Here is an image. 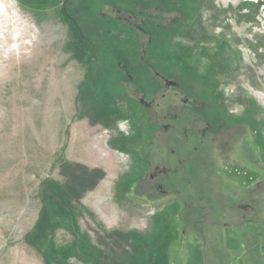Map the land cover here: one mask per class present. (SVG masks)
<instances>
[{"label":"rangeland","instance_id":"obj_1","mask_svg":"<svg viewBox=\"0 0 264 264\" xmlns=\"http://www.w3.org/2000/svg\"><path fill=\"white\" fill-rule=\"evenodd\" d=\"M157 72L225 120L208 193L227 217L186 232L185 174L178 196L148 180L179 165L174 145L123 89ZM182 99L170 88L153 107ZM263 178L264 0H0V264H249V247L263 260L264 223L233 217Z\"/></svg>","mask_w":264,"mask_h":264},{"label":"flooded vegetation","instance_id":"obj_2","mask_svg":"<svg viewBox=\"0 0 264 264\" xmlns=\"http://www.w3.org/2000/svg\"><path fill=\"white\" fill-rule=\"evenodd\" d=\"M174 5L177 4V0H170ZM113 10L117 13L116 20L117 22H121V24H131L128 20L127 11H120L113 8ZM134 25V24H133ZM136 26V25H135ZM137 27V26H136ZM143 61V57L141 58ZM148 65V64H147ZM139 73L135 74V76H139L142 74L141 71L135 69ZM121 77H126L123 74L118 75ZM135 76L128 75V82H132ZM153 76L152 78L154 85H151V89H153V96L147 98V93L150 92V87L148 91L145 90V87L135 88L134 86H130V84L126 85L123 89L126 90L127 95L136 98L138 104L144 110H147L149 115L150 123L153 125V129L151 130V135L154 138V141L159 143V145H164L161 139L164 137L165 139H169V143L175 146L177 144V140H183L182 146H185L182 151H179V148L174 149L173 147H168V151L171 156L174 158L176 162L181 165L184 161V156L188 152V147L193 144L201 146V151L203 155H208L210 159L211 147L216 145L218 146V159L221 162H225V120L220 118L218 122H213L209 119V115L205 112L206 103L203 105L202 109L199 108V103L194 101L193 97L188 92V87L173 81V78L168 75H164L162 73H153L150 74ZM183 81V80H180ZM170 88H176L181 96L183 97L181 102H172L171 100H166L160 106L154 108V103H156V99L165 96V92ZM147 89V88H146ZM215 116V115H214ZM183 135V138L180 136ZM181 137V138H180ZM150 143H152L150 141ZM166 144V145H168ZM157 145V146H159ZM165 145V146H166ZM176 147V146H175ZM145 153L148 158L149 151ZM161 163H157L153 166V171L148 175L149 177V186L156 188L160 192L163 191L164 187L173 186L175 184V180L168 177L167 172H172L178 170L176 165L170 163L169 159H163ZM148 163V160L146 161ZM146 163V164H147ZM168 164V165H166ZM165 165L168 167L166 168ZM178 165V164H177ZM220 165V164H219ZM173 166V167H172ZM182 167L184 165H181ZM209 168V165H207ZM224 167V165H222ZM171 167V168H170ZM168 170V171H167ZM209 170V169H208ZM214 172H217L214 174ZM210 175L214 177L218 175L222 177L218 170L214 169V167H210ZM176 178V177H175ZM169 181V185L167 182ZM249 223L257 224L251 220H248ZM264 227V225H263ZM252 247H249L245 251V255L249 260V264H264V259L262 260L257 255V250H251ZM253 254V255H252ZM264 255V254H262ZM240 256V255H239ZM262 257V256H261ZM241 258V256H240Z\"/></svg>","mask_w":264,"mask_h":264},{"label":"trees","instance_id":"obj_3","mask_svg":"<svg viewBox=\"0 0 264 264\" xmlns=\"http://www.w3.org/2000/svg\"><path fill=\"white\" fill-rule=\"evenodd\" d=\"M180 136L183 138V135ZM183 143H184L183 140L178 139L177 144H175L176 147L173 146V148L176 149L179 146H181V144ZM211 164L212 162L209 159L208 155H203L201 151V146L193 144L192 146L190 145L188 147V152L184 156V161L181 163V165L184 166L182 167L181 165H178L177 167L178 170L173 171V173H176L175 175H173L172 172H168L174 176L173 180H175V183H177L172 187L171 186L168 187L171 189L170 191L174 192L175 195L177 196L178 193L181 192V190L178 187L181 182L180 178L183 173L185 174L186 182H184V184L182 185L186 187L185 189L186 199L187 197H191L190 201L186 199L183 200V203L187 211L186 212L187 214L186 213L184 214L185 232L187 228L188 229L192 228L191 226L196 225V223L199 224V222L202 221L203 222L207 221L208 223V221L210 222L212 220L216 222V220H220L223 217L224 218L227 217L225 215L226 211L224 209L222 210V212H220L219 208L214 206L215 204H213V199L211 198L212 194L208 193V189L210 187H213L210 183V179H212V176L210 175V167H212ZM207 165H209V168H207L208 167ZM214 174H216V172H214ZM261 184L262 186L260 187L259 185ZM263 186H264V178L246 187L244 189V193L239 194L240 196L237 195V198L239 200L237 201V204H235L234 206L235 214H233V217L237 218L240 224H243V222L247 220H251L258 224L259 222L264 223V219L258 215V208L255 204V202L257 203L258 201V196L262 194L264 195ZM168 187H164V188H168ZM164 188L162 192L166 193L167 190ZM260 190L262 192H260ZM216 195L220 196L217 193ZM247 214H249L250 217H248ZM229 215L230 214H228V216ZM198 228H199L198 226H195L194 229H198ZM195 233L197 234V236L203 237V240L206 239L203 233H200L197 230L195 231ZM219 259L221 258H218V260Z\"/></svg>","mask_w":264,"mask_h":264}]
</instances>
